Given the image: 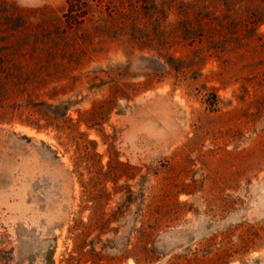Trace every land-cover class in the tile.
Masks as SVG:
<instances>
[{"label": "rangeland", "instance_id": "374dc122", "mask_svg": "<svg viewBox=\"0 0 264 264\" xmlns=\"http://www.w3.org/2000/svg\"><path fill=\"white\" fill-rule=\"evenodd\" d=\"M6 1L46 49L12 97L67 109L98 156L0 117V264H264V0H146L144 28L109 0L73 28L66 0Z\"/></svg>", "mask_w": 264, "mask_h": 264}, {"label": "trees", "instance_id": "16d2710c", "mask_svg": "<svg viewBox=\"0 0 264 264\" xmlns=\"http://www.w3.org/2000/svg\"><path fill=\"white\" fill-rule=\"evenodd\" d=\"M109 3L110 11H115L118 15L128 16L125 19V23L132 24L133 27L138 28H140L139 26L144 28L149 20L139 16L143 20L140 22L136 17H132V13L138 12L143 8L152 16L154 12H157L159 6L154 1L149 3L146 0H136L135 3L131 2L130 4H127V0H109ZM66 4L63 17L69 27L81 26L89 18L93 19V5L89 0H66ZM191 5V1L182 0L178 8L181 11L187 12L188 7ZM173 6L171 4L168 10L171 11ZM20 12L21 9L17 8L14 4L6 0H0V98L8 95L7 100L11 101V98L14 100V105L9 101L5 106H0V117H18L22 123L33 126L38 130L54 126L60 133V137H64L63 141H66V143H63L66 147L72 144L76 146V166L82 169L83 164L88 161V158L98 156V153L89 148L88 141L85 140L86 144L80 141L83 139V134L78 129L79 125L67 115V109H64L63 112L53 111L54 116H51L43 111L39 103L34 104L28 100L27 104H21L17 102L16 98L12 97L15 94V88L9 84L14 79H18L20 74H26L29 71V68H25L24 64L31 65L32 63L30 62L39 63L42 52L46 50L44 42L36 43L33 41V38H30L37 30L32 25L33 23L27 20ZM201 22L206 23L207 21L203 18ZM155 23L159 27L162 26L161 21ZM200 36L203 37L202 34ZM190 38L195 41L196 37L191 36ZM138 40L143 41V38L140 37ZM40 67L43 66L40 64ZM73 70L74 68H65L59 77L52 80V83H58L63 79L71 78ZM23 86L27 87L28 84H24ZM58 86L56 84L54 86L55 89L59 88ZM15 95L17 97L20 96V94ZM102 106L94 107L89 114L93 115V117L97 116L98 110ZM43 121L44 123H42ZM88 123L95 125L99 122L91 120Z\"/></svg>", "mask_w": 264, "mask_h": 264}]
</instances>
